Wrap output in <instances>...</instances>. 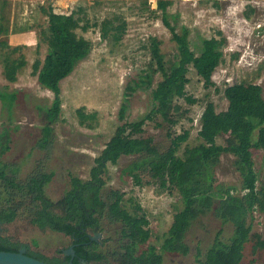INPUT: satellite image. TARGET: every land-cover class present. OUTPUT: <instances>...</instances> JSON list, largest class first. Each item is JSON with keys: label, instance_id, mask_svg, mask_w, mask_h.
Listing matches in <instances>:
<instances>
[{"label": "rangeland", "instance_id": "rangeland-1", "mask_svg": "<svg viewBox=\"0 0 264 264\" xmlns=\"http://www.w3.org/2000/svg\"><path fill=\"white\" fill-rule=\"evenodd\" d=\"M158 1L0 0V133L7 130L10 139L9 150L0 157V162L16 169L18 180H25L37 170L51 173L53 177L45 186V195L53 201L59 200L70 189V177L90 180L94 159L120 124L118 112L126 86L148 66L149 40L157 38L166 61L175 60L177 48L162 23ZM169 1L168 19L174 22L176 18L177 31L181 26L189 28L190 47L196 55L200 52L201 40L210 38L217 39L222 52L211 87H206L195 69L189 67L186 94L197 101L190 105L184 99L178 100L184 114L176 126L157 127L159 120L147 122L144 126V137H152L160 150L166 149L169 144L167 132L181 134L183 130H188L189 138L177 152L181 157L186 146L201 143L198 131L200 116L206 105L212 103L216 111L227 108L223 95L226 86L257 84L261 86L264 97V0ZM49 6L57 13H75L74 17L79 19L80 25L77 34L91 43V49L73 73L61 81L60 117L51 125L50 146L42 149L38 143L46 123L43 111L51 105L53 94L41 87L31 72L34 61H43L47 54V45L41 34L47 31L48 24L41 7ZM104 21L112 22L114 27L124 23L123 35L115 40L112 36L115 31H111L106 39H102L101 25ZM86 24L88 28L84 31L82 27ZM2 43H6L7 47ZM16 46H20V50L11 53L10 50ZM6 57L25 60L16 82H9L4 77L3 62ZM159 80L161 76L156 75L152 87ZM80 107H84L87 113H96L95 126L87 128L78 124L76 110ZM151 110V89L139 90L129 98L127 120L138 121ZM256 135L257 131L253 140ZM217 143L222 145L223 137H219ZM253 158L259 177L257 186L264 187V152L253 151ZM133 159L122 157L116 165H107L106 184L102 192L120 191L124 195L122 205L129 212L133 208L131 199L141 206L150 230V238L142 249L153 246L156 252L162 254L163 264H196L197 249L205 254L218 231H221L223 242L230 241L233 224L222 222L209 212L194 221L188 230L186 242L190 252L187 256L163 252L164 236L171 226L173 215L183 208V204L177 191L160 192L146 174L141 176V185H135L132 178L122 173ZM233 161L230 155L221 156L215 170L217 184L240 186ZM1 186L0 181V191ZM250 225L252 234L264 239V212L254 211ZM120 228L117 223L102 220V231L91 232L90 236L96 239L100 250L111 255L118 248ZM0 234L44 257L61 256V251L67 249L70 243V239L61 233L40 230L30 224L24 210L15 221L0 224ZM254 244L255 240L251 238L245 245L240 264H264V251L254 250Z\"/></svg>", "mask_w": 264, "mask_h": 264}, {"label": "trees", "instance_id": "trees-1", "mask_svg": "<svg viewBox=\"0 0 264 264\" xmlns=\"http://www.w3.org/2000/svg\"><path fill=\"white\" fill-rule=\"evenodd\" d=\"M169 5V0H159L157 8L162 11V23L176 45L175 60L166 61L157 38L149 40L148 66L126 86L118 112L120 124L94 159L90 180L70 177V189L59 200L53 201L45 195V186L53 177L51 173L37 170L21 181L15 176L16 169L0 162V222L11 223L24 210L29 223L38 229L69 237L77 256L101 262L107 260L109 253L100 250L97 241L89 236L91 232L102 231V220H106L121 227L118 248L111 254L118 257L119 263L163 264L162 254L156 252L153 246L142 249L150 238V230L141 206L131 199L133 208L129 212L122 205L124 195L120 191L102 192L106 184L107 165H116L122 157H134L122 170L124 175L140 186L141 176L146 174L160 192L177 191L183 204V208L173 215L171 226L164 236L163 252L187 256L190 248L186 234L194 221L209 212L222 222H231L234 232L230 241L225 243L220 239L221 231H218L205 254L197 249L196 264H240L245 245L251 238L255 240L254 250L264 251V239L253 235L250 225L254 211L264 212V187L257 186L259 177L253 158V151L264 152V97L260 85L239 83L226 86L223 95L227 108L216 111L212 103L206 105L200 116L198 131L201 143L186 146L181 157L177 152L188 140V130H183L181 134L167 132L169 144L164 150L158 148L152 137H144L147 122L159 120L156 126L160 128H173L178 124L184 114L179 99L190 105L196 103V99L186 94L189 67L195 69L206 87H211L214 85L212 76L222 60L220 45L215 38L202 39L200 52L195 54L190 47L189 28L181 26L177 31L176 18L174 22L169 21ZM41 11L46 15L48 24L47 31L41 34L47 45V54L43 61H34L31 74L41 87L53 94L51 105L43 111L46 123L38 143L40 148L45 149L51 143V125L59 119L62 109L61 81L87 58L91 43L77 34L80 25L79 19L74 17L75 13H57L52 6L41 7ZM93 25L97 26L96 23ZM87 28V24L82 27L84 31ZM111 31H115L112 36L118 40L125 31V24L114 27L112 22L104 21L101 38L106 39ZM2 45L7 47L6 43ZM19 50L20 46H16L10 51L16 53ZM25 64L23 58L6 57L3 62L5 79L16 82L17 74ZM156 75H160L161 80L152 87ZM146 89H151L152 110L138 121H128L130 96ZM76 115L81 127L96 125V113H87L84 107H80ZM255 131L257 135L253 140ZM8 134L7 130L0 133V157L9 150ZM219 137L224 139L222 145L217 143ZM222 155L234 158L233 167L240 179L238 188L217 184L215 170ZM17 248V243L0 234V251L16 252ZM27 255L43 259L41 254L32 251Z\"/></svg>", "mask_w": 264, "mask_h": 264}, {"label": "flooded vegetation", "instance_id": "flooded-vegetation-1", "mask_svg": "<svg viewBox=\"0 0 264 264\" xmlns=\"http://www.w3.org/2000/svg\"><path fill=\"white\" fill-rule=\"evenodd\" d=\"M0 224H2V222ZM55 233H58V232H55ZM96 235L98 236V234ZM89 237L90 239H92L91 236ZM93 241H96V239ZM19 250H24L26 254L30 251L26 245H22V244L18 245L17 251ZM61 253H62L61 256L60 254L59 255L57 254L56 256H53V257L43 256V259H38V260L43 261L47 264H49L48 262H51L52 264H121L119 263L118 257H114L113 255H109V257L107 256V260L101 261V262L95 261V260L87 261L76 255L75 251L73 250V246L71 244V239H70V243L67 249L62 250Z\"/></svg>", "mask_w": 264, "mask_h": 264}, {"label": "water", "instance_id": "water-1", "mask_svg": "<svg viewBox=\"0 0 264 264\" xmlns=\"http://www.w3.org/2000/svg\"><path fill=\"white\" fill-rule=\"evenodd\" d=\"M91 240H95L92 238ZM0 264H47L36 258L28 256L24 250L16 252L0 251Z\"/></svg>", "mask_w": 264, "mask_h": 264}]
</instances>
